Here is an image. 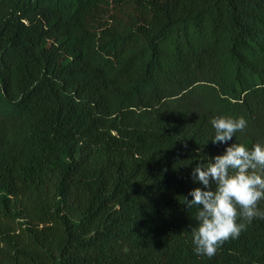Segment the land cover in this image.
Instances as JSON below:
<instances>
[{"label":"trees","instance_id":"1","mask_svg":"<svg viewBox=\"0 0 264 264\" xmlns=\"http://www.w3.org/2000/svg\"><path fill=\"white\" fill-rule=\"evenodd\" d=\"M218 114L264 141V0H0V264H264L193 251Z\"/></svg>","mask_w":264,"mask_h":264},{"label":"clouds","instance_id":"2","mask_svg":"<svg viewBox=\"0 0 264 264\" xmlns=\"http://www.w3.org/2000/svg\"><path fill=\"white\" fill-rule=\"evenodd\" d=\"M211 124L212 141L225 144V150L195 165L191 175L199 185L181 200L188 210H196L193 251L208 257L226 240L238 238L254 218H264L259 207L264 200V141L248 147L233 140L248 126L243 115L218 114Z\"/></svg>","mask_w":264,"mask_h":264}]
</instances>
